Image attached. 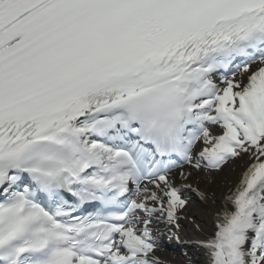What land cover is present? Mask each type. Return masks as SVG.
I'll return each instance as SVG.
<instances>
[{
  "label": "snow or ice",
  "instance_id": "obj_1",
  "mask_svg": "<svg viewBox=\"0 0 264 264\" xmlns=\"http://www.w3.org/2000/svg\"><path fill=\"white\" fill-rule=\"evenodd\" d=\"M245 158L207 225L195 177ZM165 242L264 264V0H0V264Z\"/></svg>",
  "mask_w": 264,
  "mask_h": 264
},
{
  "label": "bare ground",
  "instance_id": "obj_2",
  "mask_svg": "<svg viewBox=\"0 0 264 264\" xmlns=\"http://www.w3.org/2000/svg\"><path fill=\"white\" fill-rule=\"evenodd\" d=\"M245 163L246 158L242 160L231 161L225 165L217 175L214 173L209 175L201 172L195 177L193 182L198 183L200 189L202 191H207L210 197H212V199L209 200L207 204L200 206L203 208V216L207 225L210 226L212 213L215 208L219 206V203L225 192L239 179ZM213 201H215V203H213ZM198 205L199 201L193 194V208L195 209ZM165 244L166 247L160 253L161 256L168 260L170 264H187V259L182 254L184 249L175 244L172 245L177 246V248L172 249V245H168L167 242H165ZM191 250L193 251L189 254L192 255L193 258H196V261L192 262V264H200V261L203 259V257L200 256L199 259H197L198 254L195 255V249Z\"/></svg>",
  "mask_w": 264,
  "mask_h": 264
},
{
  "label": "rangeland",
  "instance_id": "obj_3",
  "mask_svg": "<svg viewBox=\"0 0 264 264\" xmlns=\"http://www.w3.org/2000/svg\"><path fill=\"white\" fill-rule=\"evenodd\" d=\"M219 173H220V172H217V173H214V174L217 175V174H219ZM187 251H189V253H192L193 250L188 249ZM195 255H196V253H195ZM194 261H196V258H193V259H192V262H194Z\"/></svg>",
  "mask_w": 264,
  "mask_h": 264
}]
</instances>
